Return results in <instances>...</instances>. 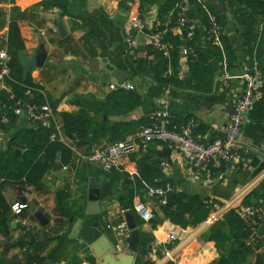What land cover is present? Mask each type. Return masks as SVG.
I'll return each mask as SVG.
<instances>
[{
  "label": "crops",
  "instance_id": "obj_1",
  "mask_svg": "<svg viewBox=\"0 0 264 264\" xmlns=\"http://www.w3.org/2000/svg\"><path fill=\"white\" fill-rule=\"evenodd\" d=\"M146 8L147 11L141 14L140 0H0V49L7 50V32L12 10L18 9L24 13L18 20L25 48L24 56L34 57L39 43L43 44L47 53L44 66L31 70L29 75L43 88L44 95L56 102L55 115L60 122V137L69 146L72 142L66 141L60 114L76 115L81 110H88L94 121L111 125L142 118H147L149 122L154 111L164 110L169 114L170 123L172 120L180 123L178 127H171H189L192 131L198 125L206 126L208 132L204 135L194 136L191 132L199 143L207 145L225 137L230 120L228 107L236 106L245 85L242 74L250 68L249 59L242 46V31L233 15L224 6L227 12L219 18L224 33L236 52L237 63L229 72L228 79L225 78V72L220 71L214 79V92L205 95L192 90L184 56L179 63L185 75L183 89L163 88L151 75L145 73L147 47L150 46L151 25L156 16L157 5L149 4ZM137 15H140L143 26L135 36V56H130L125 44V34L130 28L132 18ZM57 21L62 23L65 30L66 35L63 38L58 34ZM120 88L138 94L141 97L140 105L125 112L100 106L106 102L107 96ZM18 117L12 124L0 125V153L7 151L8 141L13 134L35 127L27 112H24V117ZM245 117L247 122L242 125L240 139L249 147L248 152H241L242 159L234 163L211 162L209 168L214 171L220 168L218 173L207 176L202 170L187 164L177 152L162 143L143 144L137 141L139 148L134 154L139 155L140 159L148 151L160 153L164 159L159 170L163 178L170 182L165 185L170 184L178 192L208 198L205 202L212 201L214 204L209 218L217 216L228 206L229 209L261 208L262 203L259 206L253 202L251 205H242L244 198L252 190L243 197L242 195L264 175L263 156L260 154L264 139V89L256 97ZM108 145H111L108 137L100 138L89 152ZM15 150H20L22 154L21 149ZM74 152L77 155V165L86 163L80 156L89 152L79 148ZM90 166L92 173L99 175L98 179L92 175L87 182L75 180L70 167L62 166V169H57L54 165V170L43 179V191L39 193L25 194L13 187H6L3 196L11 222L9 237L0 236V253L8 244L22 238L34 241V253L45 258L46 264H90L91 261L98 264L91 247L101 237L114 243L119 253H125L129 240L118 231L119 226L125 225L123 211L117 202L124 186L120 176L128 175L132 179L138 173V163L131 160L130 156L122 157L111 173L103 172L97 164ZM238 166H242L240 172L237 171ZM102 174L111 177L103 180ZM90 178H95L100 190V204L107 206L105 212L99 215L86 214ZM148 188L150 187L142 188V198L140 195L134 198L133 210L136 204L143 203L154 211V224L151 221H142L138 225L140 235H148L153 240L149 249L153 246L157 257L152 262L162 263L178 247L180 249L177 253L168 260L174 264L215 262L219 258V251L215 243L207 239L211 224L197 235L196 231L207 221L197 227L186 228L172 224L159 208L160 203L163 204L161 199L147 197ZM23 201L35 205L37 210L43 212L49 220L48 224L44 227L38 224L29 212L30 205H26L22 216L15 215L11 207ZM226 212L218 219L223 218ZM222 229L228 232L227 225ZM171 235L176 237L173 242L170 240ZM173 244L175 247L168 250L167 246ZM106 246L105 244L103 248ZM23 252L18 247H11L4 260L10 264H23ZM260 252H264V245L255 253L247 255L241 264H254L256 253Z\"/></svg>",
  "mask_w": 264,
  "mask_h": 264
},
{
  "label": "trees",
  "instance_id": "obj_2",
  "mask_svg": "<svg viewBox=\"0 0 264 264\" xmlns=\"http://www.w3.org/2000/svg\"><path fill=\"white\" fill-rule=\"evenodd\" d=\"M149 4H156L157 19L164 25L168 23L167 26L162 27L165 31L162 43L168 48V55L164 56L161 51L151 46L147 47L145 73L151 75L159 86L175 90L183 89L184 79L177 77L183 49L188 50L186 64L192 81V90L196 92L205 95L214 92V79L220 71H223V59L227 63L228 72L233 70L237 63V56L226 35L224 34L220 39L222 49L209 39L212 26L210 16L215 17L216 22L221 24L219 15L216 13L217 6L221 4L229 9L242 31V46L249 59L250 67L255 64L264 75V0H209L208 2L190 0L185 3L187 10L184 15L187 25L185 29L176 33L173 30L181 18V10L177 7L178 0H140L141 14L147 11L146 7ZM11 15L7 32V51L11 56L8 65L10 73L9 77L4 79L7 89L0 90V118L6 116L9 123H14L19 118L14 114L18 101L21 102V109L24 112H27L28 108L33 105L48 104L53 114H57L56 102L41 94L43 88L36 84L30 75L25 80L23 79V70L18 55L26 54L18 20L24 16V13L13 9ZM191 24L195 26V30L194 36L189 39L187 27ZM140 103L141 97L138 94L120 88L107 96L106 102L100 106L113 107L125 112L137 108ZM60 118L64 136L66 141L72 142L71 146L58 136L51 138L56 133L53 126H36L13 134L8 141L7 151L0 153V236L4 238L9 237L11 222V215L6 211L3 196L6 187H13L25 194L43 191L42 181L54 170L57 156L60 157L62 166L71 168L75 180L87 182L92 175L98 179L99 175L92 173L90 164H76L77 155L72 147L84 149L88 153L100 138L108 137L112 145L124 141L140 127L148 124L147 118L112 125L96 122L88 110H81L76 115L60 114ZM179 124L176 120H172L171 126L178 127ZM191 132L194 136L204 135L208 132V128L198 125ZM17 148L22 150V154L18 157L13 153ZM129 156L131 160L137 161L138 173L132 179H129L128 175L120 176L124 186L123 193L117 197V202L122 211H132L137 224L141 225L142 221L133 210L134 198L138 195L143 197L141 192L143 187L164 186L170 182L163 178L159 170L164 159L160 153L148 151L140 159H138L139 155ZM241 167L238 166L237 171L240 172ZM209 171L211 174L218 173L220 168L215 171L209 168ZM108 177L111 176L102 174L103 180ZM161 200L164 203H160L159 208L164 217L181 228L197 227L203 224L208 220L212 211V206L205 203L208 198L200 195H188L173 190ZM252 202L256 206L264 203V179L257 189H253L244 198L242 205H251ZM21 204L30 205L26 201ZM151 224H154V221H151ZM262 224L258 215L245 219L240 216L238 207L229 209L224 217L214 221L208 230L207 239L214 242L219 251V258L212 264H241L247 255L262 248L264 236L257 235V230ZM224 225H227L228 232L223 231ZM152 242V238L148 235L139 236L135 264H154L146 259ZM34 246V241L22 238L8 244L7 248L0 253V264H10L4 259L7 250L11 247H18L24 251L23 264H46L45 258L34 253ZM174 247V244L168 245L167 249L172 250ZM90 264L94 263L91 261ZM166 264H174V262L168 261ZM254 264H264V252L256 253Z\"/></svg>",
  "mask_w": 264,
  "mask_h": 264
},
{
  "label": "built area",
  "instance_id": "obj_3",
  "mask_svg": "<svg viewBox=\"0 0 264 264\" xmlns=\"http://www.w3.org/2000/svg\"><path fill=\"white\" fill-rule=\"evenodd\" d=\"M188 1L190 0H178L177 7L181 10V18L176 23L174 29L176 31L185 29L187 25V19L184 13L187 10L185 3ZM199 1L208 2L209 0ZM210 19L212 21V26L209 31V39L212 40L213 44L222 49L220 39L221 36L225 34L223 26L216 22L215 17L210 16ZM167 25L168 23L164 25L157 19V16H155L151 25V34L149 38L150 46L155 50L161 51L164 56L168 55V48L162 43V36L165 33V31L162 30V27ZM142 26L143 23L141 17L140 15H137L132 18L130 28L125 34V44L128 55L130 56H135V36L138 34ZM187 28L188 38L190 39L194 36L195 26L191 24L188 25ZM181 53L182 56L186 58L188 50L183 49ZM10 61L11 56L7 50L0 49V90L7 89L4 85V79L9 77L10 70L8 65ZM226 64L225 59H223V71L225 72V78L228 79L230 75ZM177 71V77L181 80L184 79L185 75L181 69L179 68ZM242 78L245 81L244 90L236 101V114L230 117L224 138L214 140L207 145L199 143L192 136L189 127L182 129L171 127L169 114L164 110H159L154 111L150 115L148 124L140 127L130 138L106 147L98 148L86 155H82L80 156L81 160L86 163L97 164L103 172L111 173L115 169L116 162L119 159L138 151V142L143 144L162 143L171 150L177 152L187 164L202 170L207 176L210 175L209 164L213 161L229 164L241 160V152L247 153L249 149V147H247V145L240 139L243 125L242 119L251 109L256 97L264 89V75L258 70L257 66L253 64L242 74ZM125 88L131 89L132 87L127 86ZM41 94L44 95V92L41 91ZM16 104L18 107L15 109L14 114L15 116H20L24 113L21 109V102L18 101ZM27 114L30 122L35 127L53 126L56 133L53 134L51 138L54 139L58 136L62 140V137H60V122L56 115L53 114L48 104L30 106L27 110ZM8 123L9 119L6 116L0 118V125H6ZM72 148L73 150H76V147ZM172 190L173 188L170 184H167L164 187H150L147 189L146 195L149 198L158 197L159 199H164L165 195ZM162 203H164V201H162ZM205 203L209 206H214L212 201ZM11 208L15 215L20 216L27 206L14 204ZM134 212L136 216L145 223L152 221L154 218V211L152 208L143 203L136 204ZM239 214L245 219L258 215V218L261 219L263 223L262 225H264V203H262L261 208H240ZM216 220L217 217L214 215L209 218L207 222L210 225ZM118 231L125 234L126 238H129V232L125 225L119 226ZM170 240L173 242L176 240V237L171 235ZM156 254L155 248L151 246L147 254V259L150 261H156Z\"/></svg>",
  "mask_w": 264,
  "mask_h": 264
},
{
  "label": "water",
  "instance_id": "obj_4",
  "mask_svg": "<svg viewBox=\"0 0 264 264\" xmlns=\"http://www.w3.org/2000/svg\"><path fill=\"white\" fill-rule=\"evenodd\" d=\"M227 10L224 8V6L221 4L217 8V15H221L223 13H226ZM56 27L58 34L61 38H63L66 33L63 28V25L60 21L56 22ZM47 59V53L44 49V46L42 43H39V47L34 55V57L27 58L23 54L18 55L19 63L23 70V79L25 80L30 71L33 69H40L44 66ZM229 109V115L230 117L236 114V106L228 107ZM24 117V113L20 115V117ZM247 122L246 117L244 116L242 119V123L245 124ZM262 145L260 147V154L263 156L262 161L264 162V139L261 142ZM21 154L20 150H15V155L19 156ZM55 167L57 169H62V165L60 163V157L57 156ZM264 179V175H262L258 180L255 181V183L252 184V186L242 195V197L249 191L253 189H257L259 183ZM87 200L89 202L87 206V215H99L101 213H104L106 210V205L100 204V190L97 188L95 178H90L88 183V191H87ZM230 206L225 207L223 211L218 213L216 216L217 219L220 215H222L224 212L228 211ZM29 212L33 215V218L38 222V224L42 227L46 226L49 222L47 217L43 212L40 210H37L35 205L31 204L29 206ZM123 219L125 222V227L127 231L129 232V238H128V245H127V251L125 253H119L116 250V246L114 243L107 242L105 237H101L98 240H96L92 244V251L95 255V257L98 259V264H134L136 259V254L138 251V240L140 236V231L137 224V219L132 211H126L123 213ZM209 226V223H204L195 233V235L203 232L207 227ZM257 234L259 236H262L264 234V226H261L258 229ZM107 245L105 248H103L104 245ZM180 249L178 247L169 257H167L162 263L165 264L170 260L175 253Z\"/></svg>",
  "mask_w": 264,
  "mask_h": 264
},
{
  "label": "flooded vegetation",
  "instance_id": "obj_5",
  "mask_svg": "<svg viewBox=\"0 0 264 264\" xmlns=\"http://www.w3.org/2000/svg\"><path fill=\"white\" fill-rule=\"evenodd\" d=\"M124 213V212H123Z\"/></svg>",
  "mask_w": 264,
  "mask_h": 264
}]
</instances>
